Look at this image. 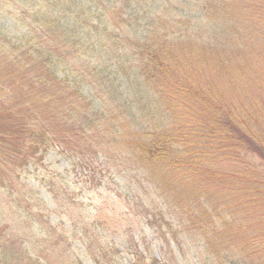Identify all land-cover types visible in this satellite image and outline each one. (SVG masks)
<instances>
[{"label": "trees", "instance_id": "trees-1", "mask_svg": "<svg viewBox=\"0 0 264 264\" xmlns=\"http://www.w3.org/2000/svg\"><path fill=\"white\" fill-rule=\"evenodd\" d=\"M218 16L219 25L233 19L229 28L252 35L258 27L240 21L264 26V0H0V264H83L69 257L73 238L88 248L102 229H67L47 213L49 222L40 225L46 203L23 172L53 146L85 164L97 159L100 150H85L106 113L121 107L117 127L128 116L142 126L150 95L159 115L165 107L181 115L183 107L197 121L196 132L142 128L134 143L141 162L155 169L157 178L148 182L157 188L159 206H144L141 214L157 253L146 256L135 244L130 264H264V217L258 215L264 147L254 130L262 114L254 102L227 101L222 90L218 96L212 78L193 71L196 62L214 60L211 69L221 78L234 58L248 61L243 41L233 54L210 52ZM192 38L198 45L185 43ZM262 75L261 84L264 69ZM235 91L247 98L245 89ZM229 188L238 199L219 205L216 191ZM49 201L58 206L55 197Z\"/></svg>", "mask_w": 264, "mask_h": 264}, {"label": "rangeland", "instance_id": "rangeland-1", "mask_svg": "<svg viewBox=\"0 0 264 264\" xmlns=\"http://www.w3.org/2000/svg\"><path fill=\"white\" fill-rule=\"evenodd\" d=\"M238 7L235 6L234 10L236 11ZM236 16L238 19L242 17L240 10H237ZM218 18L219 16L215 20L218 25L214 28V37L208 42L210 52L215 55L216 50L221 48L223 53L227 55L233 54L236 49H242L243 46H239L237 43L243 41L246 43L247 53L249 54L247 57L248 61L244 63L242 59L234 58L235 62L230 61V63H227L228 72L224 70L226 73L221 75V78H216L213 74L214 70L211 69V63H215L214 60L210 61L211 63L208 61L196 62L195 64L197 65L194 66L193 71L198 76L203 74L205 77L212 78L214 82L212 88L216 89L218 96L221 90L224 91L225 100L228 101L233 98V100L237 99L234 103L239 102L240 99V101L246 100L245 103L254 102L257 104L262 116L256 114L257 121L260 124L254 126V130L261 135L260 139L263 142L261 144L264 147V80L261 84L264 69V26H260V20H253V18H247L243 22L240 21L242 24L249 22L258 27V31L254 34L260 32V35H251L242 27L229 28L232 22H237L236 20L230 19L227 21L225 19L222 21L221 19V25H219ZM7 21L9 19L4 18L5 24ZM223 22H226V24L224 25ZM235 25L238 26L239 24ZM244 26L246 27L247 25L245 24ZM222 31L224 32L222 33ZM241 36H245L244 40L238 39ZM197 40L192 38L185 43L196 46L199 42ZM184 51L188 52V49ZM249 64L253 65L249 66ZM243 70L244 74L240 73ZM234 83L236 86L233 85ZM237 83H242L243 85H237ZM255 83L256 85L254 86L253 84ZM235 89H240L242 92L245 89L247 98H240ZM150 99L153 100L151 95ZM152 100L146 105L149 108L147 112L149 116L143 115L145 121L141 123L142 126L137 124V118L128 116L127 118L129 119L122 121V126L119 123L120 126L117 127L118 119L123 118L120 112L121 107L106 113L102 127L96 129L93 140H89V149L85 151H88V155H91L98 149L100 150L99 153L102 154L101 157L105 155L109 157L107 162H103L101 160L103 158H100L98 153V155H94V157H98L97 159L91 160L90 158L89 162L85 164L78 161L77 157L68 156L58 150V147L53 146L40 161L31 164L32 166L23 172L27 180L36 187L35 191L32 190V193L36 195L37 192L46 203L44 216L41 220H38L40 225H45L50 220L52 222H61L67 229L75 227V229L79 228L81 231H87V229L94 226L102 229H100L101 232L97 233L99 239L97 238L98 240L92 242V245L88 248H86L85 243L83 244L80 238L77 236L73 238L74 255L69 256L70 258L76 256L83 264H130V250L135 249V244L136 246L140 244L139 248L143 249L146 256L149 255L151 250L153 253H157L156 239L141 216V214H144V206L147 209L151 206H159L157 188L148 182L153 179L152 175H154V180L157 176L154 167L150 168L149 161L141 162V157L135 153L134 143L138 141L142 128L146 131V128L149 127H158L171 132V134L176 133L178 128L185 127L182 129H185L190 136H193L192 134L196 132L194 122L197 121L188 116L183 107H181V115L174 112L172 115L167 107L164 110L167 113L159 115V104ZM233 100L231 103H233ZM160 105L164 108L166 100L164 102L160 101ZM121 111L124 113L123 109ZM262 150L264 151V149ZM213 158H211V161H214ZM246 159L249 161L248 164H253L251 162L254 159L253 157L245 156L244 163H247ZM221 165L222 162L219 166ZM185 178L183 181L185 183L184 188L189 190L193 184L189 178ZM261 184L264 185V182L262 181ZM260 188L264 189V186ZM232 191V188L216 191V194H221L217 195L220 197V199H217L219 205L223 204V200L230 202L238 199ZM213 192L215 193V190H212V195ZM1 194H4L3 191L0 192V196ZM54 197L58 206L52 205L49 201L50 199L54 200ZM30 203L32 204L33 202ZM258 208H260L258 215L264 217V203L259 204ZM91 211L95 213L93 219L88 217V213ZM253 211L254 209L252 208ZM45 213L49 214V220ZM1 220L0 224H3L4 209ZM103 230H105L106 234L103 233ZM89 231L91 230L89 229ZM197 241L193 247H196ZM62 247L64 249L63 253L68 256L70 252L68 245L63 244ZM104 247L106 248L105 251L101 250ZM146 249H148V252ZM259 253L260 251L254 253V256L258 257ZM261 254L263 253L261 252ZM63 258L67 262L66 257L63 256Z\"/></svg>", "mask_w": 264, "mask_h": 264}]
</instances>
